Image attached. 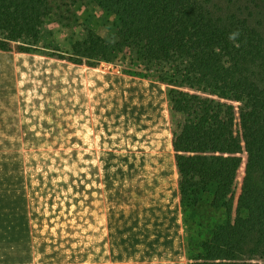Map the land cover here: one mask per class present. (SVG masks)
Wrapping results in <instances>:
<instances>
[{
  "label": "trees",
  "instance_id": "trees-1",
  "mask_svg": "<svg viewBox=\"0 0 264 264\" xmlns=\"http://www.w3.org/2000/svg\"><path fill=\"white\" fill-rule=\"evenodd\" d=\"M57 1L0 0V50L18 55L24 126L39 119L25 91V56L95 70L120 54L129 57L157 77L169 108L150 120V136L164 127L165 139L160 152L144 154L155 165L145 202L173 210L214 187L212 204L223 209L225 221L191 264H264V0H90L114 17L112 38L85 29L67 55L39 48ZM31 67L30 80L39 82V69ZM99 93L113 94L109 86ZM103 101L105 116L110 99ZM135 101L139 112H149L137 96ZM150 102L159 105L153 94ZM174 256L170 245H159L142 253L138 264H175Z\"/></svg>",
  "mask_w": 264,
  "mask_h": 264
},
{
  "label": "rangeland",
  "instance_id": "rangeland-1",
  "mask_svg": "<svg viewBox=\"0 0 264 264\" xmlns=\"http://www.w3.org/2000/svg\"><path fill=\"white\" fill-rule=\"evenodd\" d=\"M54 12L41 37L44 53L56 47L67 55L88 28L112 38L108 25L114 17H105L90 0H59ZM31 65L39 69V82L29 78ZM24 78L25 91L32 94L29 106L39 119L24 126L16 166L24 176L20 198L34 221L39 264H138L142 253L159 245L174 250L173 263L191 264L224 223L225 213L212 204L214 187L187 197L173 210L145 202L155 165L146 163L144 154L148 149L160 152L165 139L164 127L158 128L159 136H150V120L169 110L157 77L120 54L98 70L25 56ZM108 86L112 96L99 93ZM151 94L159 105H152ZM135 96L151 107L149 112L138 111ZM107 97L110 112L104 119L101 104ZM144 115L148 118L140 123ZM141 124L146 131L138 130ZM109 153L115 155L103 161Z\"/></svg>",
  "mask_w": 264,
  "mask_h": 264
},
{
  "label": "crops",
  "instance_id": "crops-1",
  "mask_svg": "<svg viewBox=\"0 0 264 264\" xmlns=\"http://www.w3.org/2000/svg\"><path fill=\"white\" fill-rule=\"evenodd\" d=\"M18 61L16 52L0 50V89H8L0 90V264H39L34 221L27 217L24 197L20 198L24 176L16 166L24 147Z\"/></svg>",
  "mask_w": 264,
  "mask_h": 264
},
{
  "label": "bare ground",
  "instance_id": "bare-ground-1",
  "mask_svg": "<svg viewBox=\"0 0 264 264\" xmlns=\"http://www.w3.org/2000/svg\"><path fill=\"white\" fill-rule=\"evenodd\" d=\"M3 184H4V183H3ZM16 193H17V192H16ZM2 194H3V193H2ZM14 194H15V193H14ZM4 195H5V194H4ZM16 196H17V195H16ZM4 201H5V200H4ZM20 201H21V200H20ZM6 202H7V201H6ZM6 202H5V203H6ZM14 202H15V200H14ZM0 204H1V203H0ZM13 204H14V203H13ZM20 205H21V204H20Z\"/></svg>",
  "mask_w": 264,
  "mask_h": 264
}]
</instances>
